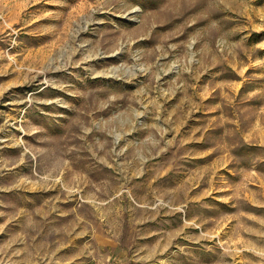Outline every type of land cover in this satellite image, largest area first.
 <instances>
[{"label":"rangeland","instance_id":"obj_1","mask_svg":"<svg viewBox=\"0 0 264 264\" xmlns=\"http://www.w3.org/2000/svg\"><path fill=\"white\" fill-rule=\"evenodd\" d=\"M0 264H264V0H0Z\"/></svg>","mask_w":264,"mask_h":264}]
</instances>
